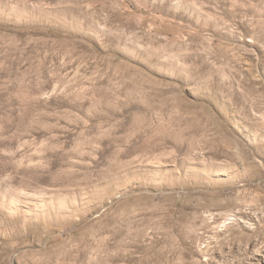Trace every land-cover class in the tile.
I'll return each mask as SVG.
<instances>
[{
    "label": "rangeland",
    "instance_id": "1",
    "mask_svg": "<svg viewBox=\"0 0 264 264\" xmlns=\"http://www.w3.org/2000/svg\"><path fill=\"white\" fill-rule=\"evenodd\" d=\"M0 264H264V0H0Z\"/></svg>",
    "mask_w": 264,
    "mask_h": 264
}]
</instances>
